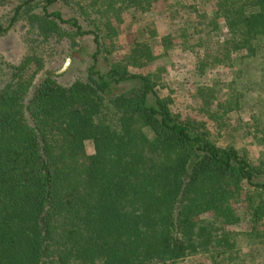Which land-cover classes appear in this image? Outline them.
<instances>
[{
    "label": "trees",
    "instance_id": "1",
    "mask_svg": "<svg viewBox=\"0 0 264 264\" xmlns=\"http://www.w3.org/2000/svg\"><path fill=\"white\" fill-rule=\"evenodd\" d=\"M157 7L163 52L192 56L203 82L264 71V0H17L0 15V32L24 18L92 43L83 78L34 80L26 56L0 86V264H251L237 237L263 235L264 160L229 141L230 87L221 99L216 81L191 93L141 71ZM119 32L126 52L106 62Z\"/></svg>",
    "mask_w": 264,
    "mask_h": 264
},
{
    "label": "rangeland",
    "instance_id": "2",
    "mask_svg": "<svg viewBox=\"0 0 264 264\" xmlns=\"http://www.w3.org/2000/svg\"><path fill=\"white\" fill-rule=\"evenodd\" d=\"M16 1L7 0L6 3L0 5V15L7 12ZM155 11L156 15L152 10L147 13V17L153 18L148 24L155 29L157 37L151 41L154 57L141 71L153 72L156 69L163 81L169 82L171 86L186 83L191 93L200 83L209 85L211 81H216L217 87L220 88L218 97L221 99L226 97L227 89L230 87V92L234 95L232 97L237 96L242 109L239 114L230 113L237 118L238 123L236 120L235 135L230 137L229 141L254 162H257L259 158L264 160V133L254 129L251 118L257 116L260 120L264 119V113L260 115L264 111V71L248 65L241 70H230L227 67L217 66L207 71L208 79L203 82L192 71V56L187 53L179 54L180 51L175 46L166 53L163 52L159 38L163 35V31L168 29V25L161 17L156 18L158 12L161 11L160 7H157ZM119 33V41L115 43L114 50L105 55L106 62L126 52L125 37L132 32ZM70 35L65 34L57 38L48 34L47 38H42L35 29L29 27L24 18L19 19L10 29L0 32V86L9 76L10 68L20 63L26 56L31 58V66L37 68L38 72L34 80L47 73L62 85H68L76 78H83L90 63L89 54L92 51V43L89 37L79 39L78 36L71 33ZM173 42H177L175 35ZM105 59L100 58L102 67L107 64ZM157 66H160L162 70ZM187 101L190 102L187 99L186 103ZM262 227H264V220ZM262 232L263 235L257 238H247L243 234L237 237L239 254L249 258L251 264H264V231ZM190 261L194 260L188 259L185 263Z\"/></svg>",
    "mask_w": 264,
    "mask_h": 264
}]
</instances>
